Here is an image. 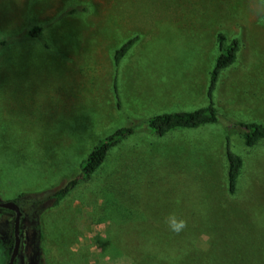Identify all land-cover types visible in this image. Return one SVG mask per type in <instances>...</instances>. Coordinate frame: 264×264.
<instances>
[{"label": "rangeland", "instance_id": "374dc122", "mask_svg": "<svg viewBox=\"0 0 264 264\" xmlns=\"http://www.w3.org/2000/svg\"><path fill=\"white\" fill-rule=\"evenodd\" d=\"M76 6L87 11L65 15ZM33 26L46 48L13 41ZM218 34L238 42L214 87L218 114L264 125V0H0V40L10 41L0 46V202L21 205L25 232L15 264H264V146L244 148L229 130L243 160L231 198L230 123L160 139L141 129L89 181L78 178L80 161L125 116L207 105ZM134 36L115 74L112 52ZM70 183L51 207L47 198ZM173 217L184 222L178 232ZM12 219L0 210V264Z\"/></svg>", "mask_w": 264, "mask_h": 264}, {"label": "trees", "instance_id": "16d2710c", "mask_svg": "<svg viewBox=\"0 0 264 264\" xmlns=\"http://www.w3.org/2000/svg\"><path fill=\"white\" fill-rule=\"evenodd\" d=\"M85 8H79L78 6L68 10L65 15L78 16L85 13ZM43 33V27H29L25 32L20 33L13 41L37 40L44 48L47 46L41 42L40 37ZM138 37L134 36L125 42H123L117 49L112 52V61L117 74L119 64L126 54L131 50L134 44L137 42ZM10 41L6 39L0 40V46H5ZM217 49L218 54L213 62L212 69L209 73V82L206 88V101L207 105L192 111H180L174 113H162L153 115L149 118L141 121H135L128 116H125V124L122 127L114 130L109 135L100 139L90 149L84 159H82L78 165L77 172L78 178L82 181H89L99 167L103 164L106 153L121 141L135 135L141 129L146 131L149 136L155 138H163L166 135L179 131V130H197L204 128L208 125H223V123H230V125L222 126L224 128V158L226 164V187L228 195L233 198L237 193V187L239 184V178L243 167L242 158L232 151L230 142L232 134L229 133L230 129H236L238 136L241 139V143L244 148L254 150L255 148L264 145V125L256 122H228L221 115L218 114L213 102V91L218 79L219 74L233 64L238 49V42L233 39L228 46L225 45V39L222 34L217 35ZM113 94L115 99V107L120 112L121 104L117 94L116 76L113 78ZM147 134V135H148ZM71 183L66 184L63 187L55 190L48 198L47 201H51V207L57 206L71 190ZM23 194L18 195L21 198ZM17 203L16 200H13ZM18 204V203H17ZM22 211L21 205L18 204ZM1 210V209H0ZM22 227V218L19 224ZM39 228L34 227V231L38 233ZM40 241V234L36 235V246ZM13 239L10 237L6 242L2 243L4 253L9 257ZM37 260L34 259V262Z\"/></svg>", "mask_w": 264, "mask_h": 264}, {"label": "water", "instance_id": "95a60500", "mask_svg": "<svg viewBox=\"0 0 264 264\" xmlns=\"http://www.w3.org/2000/svg\"><path fill=\"white\" fill-rule=\"evenodd\" d=\"M0 209H4L7 211H11L14 214L13 219V245L8 257V261L6 264H14L16 256L18 254L19 248V221L21 217V212L16 203L13 201L8 202H0Z\"/></svg>", "mask_w": 264, "mask_h": 264}, {"label": "flooded vegetation", "instance_id": "af4514ba", "mask_svg": "<svg viewBox=\"0 0 264 264\" xmlns=\"http://www.w3.org/2000/svg\"><path fill=\"white\" fill-rule=\"evenodd\" d=\"M17 204V203H16ZM18 205V204H17ZM19 207V206H18ZM20 209V208H19ZM1 210H4V209H1ZM5 211H7V210H5ZM8 212H10L11 214H12V217H13V219H14V214L11 212V211H8ZM20 212H21V217H20V220H21V218L23 217V212L20 210ZM13 219H12V228H11V234H10V236L7 238V240L10 238V237H12V239H13ZM19 224H20V221H19ZM24 233L25 232H23L22 231V227L20 228V226H19V248H18V254H19V250L21 249V238H22V236H24ZM12 245H13V243H12ZM11 249H12V247H11ZM11 252V251H10ZM18 254H17V256H18ZM10 255V254H9ZM17 256H16V258H17ZM16 260V259H15ZM7 261H8V259H7ZM14 264H15V261H14Z\"/></svg>", "mask_w": 264, "mask_h": 264}, {"label": "clouds", "instance_id": "9594fccd", "mask_svg": "<svg viewBox=\"0 0 264 264\" xmlns=\"http://www.w3.org/2000/svg\"><path fill=\"white\" fill-rule=\"evenodd\" d=\"M169 226L173 231L178 232L184 227V222L183 221L177 222L176 219L173 217L170 218Z\"/></svg>", "mask_w": 264, "mask_h": 264}, {"label": "crops", "instance_id": "0c3cea01", "mask_svg": "<svg viewBox=\"0 0 264 264\" xmlns=\"http://www.w3.org/2000/svg\"><path fill=\"white\" fill-rule=\"evenodd\" d=\"M261 146H264V145H261ZM258 148V147H257ZM256 149V148H255ZM243 161V160H242ZM243 168V167H242ZM242 171V170H241ZM241 176V175H240ZM240 179V178H239Z\"/></svg>", "mask_w": 264, "mask_h": 264}]
</instances>
